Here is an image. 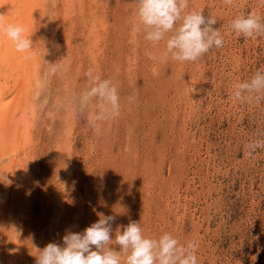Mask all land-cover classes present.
Returning a JSON list of instances; mask_svg holds the SVG:
<instances>
[{
    "label": "rangeland",
    "instance_id": "obj_1",
    "mask_svg": "<svg viewBox=\"0 0 264 264\" xmlns=\"http://www.w3.org/2000/svg\"><path fill=\"white\" fill-rule=\"evenodd\" d=\"M41 6L29 61L0 54V83L18 98L0 115V264H35L48 243L62 245L66 230L82 233L102 215L116 217L113 241L136 222L147 238L195 241L198 264H264V149L244 155L245 144L264 140V99L232 96L264 72V37L230 27L249 13L264 23V0H189L187 11L215 15L224 46L167 63L146 55L159 57L167 37L153 45L133 31L135 0ZM89 68L120 96L119 117L98 130L89 123L95 101L79 106ZM12 136L22 148H11Z\"/></svg>",
    "mask_w": 264,
    "mask_h": 264
},
{
    "label": "clouds",
    "instance_id": "obj_2",
    "mask_svg": "<svg viewBox=\"0 0 264 264\" xmlns=\"http://www.w3.org/2000/svg\"><path fill=\"white\" fill-rule=\"evenodd\" d=\"M232 5L233 0H223ZM133 31L142 32L144 39L153 45L165 41V50L156 57L152 52L146 55L150 60L159 59L167 63L169 57L176 62H197L212 49L224 46L215 15H204L201 11H187L189 0H135ZM178 25V26H177ZM237 37L245 39L264 37V23L261 18L249 13L236 17L230 25ZM0 37H7L15 45L17 52L32 50V41L25 36L24 27L16 24L5 25L0 15ZM27 59L28 57H24ZM55 74L58 66L52 64ZM87 84L79 96L80 109L86 110L95 101V113L89 117L93 130L109 120L119 117L121 111L117 86L110 79H102L92 68L85 73ZM264 72L257 71L250 80L234 85L232 96L237 101L252 102L264 99ZM129 102L134 98L129 97ZM246 157H252L257 150L264 149V140L257 139L244 145ZM112 215L101 216L97 222L81 232L66 230L63 244L48 243L35 264H198L195 241L181 244L170 233L158 239L143 235L140 223L131 222L123 231L117 230L112 239ZM118 246L119 250L110 247Z\"/></svg>",
    "mask_w": 264,
    "mask_h": 264
},
{
    "label": "bare ground",
    "instance_id": "obj_3",
    "mask_svg": "<svg viewBox=\"0 0 264 264\" xmlns=\"http://www.w3.org/2000/svg\"><path fill=\"white\" fill-rule=\"evenodd\" d=\"M45 0H0V15H3V19H4V23L5 25L7 24H16V25H20L22 27H24L25 29V36L26 37H29L32 41V43L35 42L34 46L36 48V42L39 41V35L41 34V30L39 29V25L41 24V16L43 15L42 14V6L43 5V2ZM76 1V0H75ZM25 5V6H24ZM41 6V7H40ZM56 6V5H55ZM26 7V13H34L33 17L30 19V17L28 15L30 14H25V12H22L23 8ZM45 8V7H44ZM67 8V7H66ZM29 9H32V10H29ZM69 10V9H68ZM63 13V12H62ZM68 13V11H67ZM102 23V22H101ZM67 37V36H66ZM69 37V36H68ZM72 38V37H70ZM99 39V38H98ZM68 40V38H67ZM70 40V39H69ZM72 41V39H71ZM96 43V42H95ZM34 46H32V48H34ZM34 48V49H35ZM15 45L13 44L12 41H10L7 37H0V54H3V53H6V55L9 53V52H13L15 51ZM38 50V49H37ZM15 53V52H13ZM13 53H12V56H13ZM33 53L32 50L29 51V52H24L22 53L21 52V58L22 60L26 61L25 63H27V61H29V54ZM36 54V53H35ZM37 55V54H36ZM3 56V55H2ZM19 56V55H18ZM28 57L27 59H25L24 57ZM90 56V55H89ZM17 58V57H16ZM0 57V62L2 61ZM37 60V59H36ZM13 61V59H12ZM20 61V60H19ZM18 62V61H17ZM22 62V61H21ZM5 63V62H4ZM16 63V61H15ZM34 63V62H33ZM22 66V64H20ZM26 65V64H25ZM12 66V65H11ZM23 67V66H22ZM129 67V66H128ZM14 68V67H12ZM18 68V67H17ZM17 68H14V72L18 71ZM33 68V67H32ZM35 68V67H34ZM25 69V68H24ZM13 70V69H12ZM29 71V70H28ZM13 73V72H12ZM18 74V73H17ZM2 74H0L1 76ZM19 75V74H18ZM17 75V76H18ZM33 76V75H32ZM51 77V76H50ZM58 77V76H57ZM29 77H27L26 75L23 77V76H20L18 78H16V83L15 84H21L23 82H27ZM31 79V78H30ZM61 80V79H60ZM2 82V81H0ZM18 82V83H17ZM31 86V85H30ZM17 87V86H16ZM43 87V86H42ZM6 89H10L8 83H6L5 81L3 83H0V115H2L3 113V109L2 106H5L6 102L8 101H12L13 103L16 102V100L18 99L17 98V92H11L9 93V91H7ZM14 89V88H13ZM19 92V91H18ZM25 93V92H24ZM22 94V93H21ZM47 94V93H45ZM6 95H8V98H6ZM19 97V96H18ZM17 98V99H16ZM7 100V101H6ZM12 102L8 103V104H11ZM20 103V102H19ZM18 103V106H20ZM7 104V106H8ZM17 104V103H16ZM15 104V106H16ZM26 105V104H25ZM13 106V104H12ZM14 106V107H15ZM13 107V108H14ZM31 107V106H30ZM32 108V107H31ZM6 109L8 110V108L6 107ZM6 111V110H5ZM24 111H25V108H24ZM23 111V113H24ZM32 111V109H31ZM17 112V110H16ZM15 112V113H16ZM9 113V111H8ZM14 113V114H15ZM173 113V112H172ZM25 114V113H24ZM9 115V114H8ZM12 115V114H11ZM10 115V116H11ZM16 115V114H15ZM9 116V117H10ZM20 117V116H19ZM22 118H26V115H23ZM21 118V120H22ZM3 119V118H1ZM1 121V120H0ZM2 122V121H1ZM4 123V122H3ZM15 123V122H14ZM19 123V122H18ZM17 124V123H16ZM8 125V124H7ZM15 126V125H14ZM20 126V125H19ZM4 127V130H6L7 126H1V128ZM9 128V127H8ZM15 128V127H14ZM3 130V131H4ZM9 130V129H8ZM72 130V129H71ZM2 132V131H1ZM0 132V134H1ZM10 132V131H8ZM4 133V132H3ZM27 135V134H26ZM8 137V136H7ZM25 139L28 138V136H24ZM13 140V144L10 143L12 145V149L14 151L18 150V148H22V147H19L17 145V139H14V137L12 136L11 138ZM24 139V140H25ZM29 141V140H28ZM27 141V142H28ZM24 142V141H23ZM29 144V143H28ZM4 146V145H3ZM9 146V144H8ZM5 151V150H4ZM12 151V150H11ZM12 151V152H14ZM8 153V152H7ZM15 153V152H14ZM3 155V154H2ZM5 155V153H4ZM3 155V156H4ZM2 158V157H1ZM13 162V161H12ZM10 164V163H9ZM13 165V164H12ZM9 166V165H8ZM10 167V166H9ZM5 168V167H4ZM7 169V167H6ZM12 169V168H11ZM4 171V170H3ZM5 171H8V170H5ZM14 172V171H12ZM12 188V187H11ZM6 189V188H5ZM25 190V189H24ZM2 196V195H1ZM0 196V197H1ZM3 213V212H2ZM2 216V215H0ZM16 216V215H15ZM28 217V216H27ZM45 239V238H44ZM1 240V239H0ZM41 241V240H40ZM16 245V244H15Z\"/></svg>",
    "mask_w": 264,
    "mask_h": 264
}]
</instances>
